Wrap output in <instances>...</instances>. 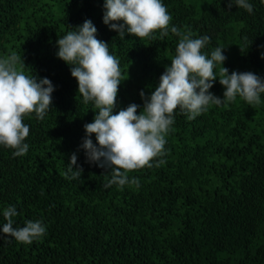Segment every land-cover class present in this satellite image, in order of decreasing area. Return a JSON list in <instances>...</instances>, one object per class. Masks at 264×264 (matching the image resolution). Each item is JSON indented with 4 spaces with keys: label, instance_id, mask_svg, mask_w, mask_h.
Returning <instances> with one entry per match:
<instances>
[{
    "label": "trees",
    "instance_id": "1",
    "mask_svg": "<svg viewBox=\"0 0 264 264\" xmlns=\"http://www.w3.org/2000/svg\"><path fill=\"white\" fill-rule=\"evenodd\" d=\"M161 2L170 27L210 37L202 50L209 58L225 48L229 75L251 72L264 81V0H248L251 13L235 0L231 9L228 0ZM103 15L104 0H0V58L21 55L25 72L54 87L44 119L24 118L28 152L14 157L0 145V264H264V93L259 105L237 96L192 120L176 109L166 163L130 173L138 188H105L107 170L87 162L84 125L97 110L83 103L70 66L57 58V39L90 20L109 44L126 79L113 114L131 104L139 114V93L155 90L179 41L171 32L121 39ZM209 91L223 99L218 81ZM73 154L77 180L64 175ZM9 206L18 212L14 228L41 221L46 235L32 244L5 236Z\"/></svg>",
    "mask_w": 264,
    "mask_h": 264
},
{
    "label": "clouds",
    "instance_id": "2",
    "mask_svg": "<svg viewBox=\"0 0 264 264\" xmlns=\"http://www.w3.org/2000/svg\"><path fill=\"white\" fill-rule=\"evenodd\" d=\"M235 4L249 13L253 10L248 0H235ZM227 6L231 9L233 0H228ZM171 19L161 0H104L103 23L121 39L125 35L140 40L163 39L169 32L179 37L176 55L160 76L158 86L147 97L143 90L139 93L144 102L139 114L136 104L113 114L119 86L126 79H122L119 60L110 54L109 44L97 39V29L90 20L74 29L68 28L57 39V58L70 66L83 103L92 102L97 110L93 121L84 125L81 147L87 162L107 170L110 179L105 188L113 185L121 189L126 185L138 188L139 179L130 173L166 163L163 159L167 155L166 136L174 123L176 109L192 120L210 105L227 106L237 96L249 105L261 103L260 94L264 93L261 78L251 72L233 71L229 75V70L222 67L225 48L217 47L209 58L202 50L210 37L193 38L191 31L170 27ZM24 68L21 55L15 52L0 58V145L14 150V157L24 156L29 149L24 143L29 135L24 118L35 113L37 119L43 120L51 108L54 91L49 79L37 80ZM216 81L225 89L223 99L209 91ZM76 163L77 156L73 154L64 173L66 178L80 179L82 169L73 170ZM17 215L14 206L3 210L5 236L21 244H32L46 235L41 221H26L22 228H14L13 218Z\"/></svg>",
    "mask_w": 264,
    "mask_h": 264
}]
</instances>
